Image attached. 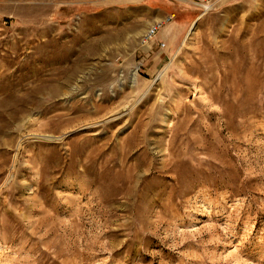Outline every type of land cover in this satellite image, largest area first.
<instances>
[{"label": "rangeland", "instance_id": "rangeland-1", "mask_svg": "<svg viewBox=\"0 0 264 264\" xmlns=\"http://www.w3.org/2000/svg\"><path fill=\"white\" fill-rule=\"evenodd\" d=\"M0 264H264V0H0Z\"/></svg>", "mask_w": 264, "mask_h": 264}, {"label": "built area", "instance_id": "built-area-1", "mask_svg": "<svg viewBox=\"0 0 264 264\" xmlns=\"http://www.w3.org/2000/svg\"><path fill=\"white\" fill-rule=\"evenodd\" d=\"M160 26H161L160 23L155 24V26H153V28H151L152 33L149 36L146 35L145 39L146 40L151 39L154 35H156L157 32L159 31Z\"/></svg>", "mask_w": 264, "mask_h": 264}, {"label": "bare ground", "instance_id": "bare-ground-1", "mask_svg": "<svg viewBox=\"0 0 264 264\" xmlns=\"http://www.w3.org/2000/svg\"><path fill=\"white\" fill-rule=\"evenodd\" d=\"M152 28H153V27H152ZM151 33H152V31L150 30V31H149V34H151Z\"/></svg>", "mask_w": 264, "mask_h": 264}]
</instances>
